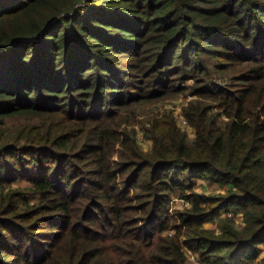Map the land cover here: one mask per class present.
<instances>
[{
	"label": "trees",
	"instance_id": "1",
	"mask_svg": "<svg viewBox=\"0 0 264 264\" xmlns=\"http://www.w3.org/2000/svg\"><path fill=\"white\" fill-rule=\"evenodd\" d=\"M0 191V264H264V0H0Z\"/></svg>",
	"mask_w": 264,
	"mask_h": 264
},
{
	"label": "rangeland",
	"instance_id": "2",
	"mask_svg": "<svg viewBox=\"0 0 264 264\" xmlns=\"http://www.w3.org/2000/svg\"><path fill=\"white\" fill-rule=\"evenodd\" d=\"M217 81L221 83V80H217ZM193 85H194V82L192 80L177 83L176 86L183 90V92L181 94H178L177 96H175L173 98H169V99H167L161 103L150 106L146 110V112H144V115H151V114L156 113L158 116V115H162L165 112H171L178 122V127L182 131L186 132L189 139L192 141L195 138L194 129L190 125H189V128H186V129H183L182 127H180L179 126V117L183 113V108L189 102L195 100V98H196L195 96H193L191 94V87ZM144 118H146V117H144ZM137 132H138V141H139V144L141 145V147L143 148V150L144 151L150 150L152 147V142L145 138L143 128L141 125H138ZM28 187H30L29 181L23 179V180H19L11 188L12 189H17V188L25 189ZM226 191H227L226 186H220L219 184H210L207 181H198L195 184V187L193 188V190L187 191L186 193H187V195H190L192 193H196V194L201 195V196H212V195L225 194ZM1 192L2 191H0V193ZM173 198H179V197L173 196ZM188 202L190 203V207L186 208V207H182L180 205H174L175 207L173 206L174 208H173V210H171V212H170V208H169V214L175 215V213H177V212H183V211L191 208L192 203L190 201H188ZM229 214H232V212L230 211ZM233 217L229 218L228 213L226 214V212H225V213L221 214V216L214 217V218H212V220L207 221L204 224V228L207 230H213L217 234H220L221 232L219 230V225H220L221 221L232 220V219H234V227L237 230H240L241 228H243L244 227V221H243L242 215L239 214L235 218H233ZM175 233H176V231L172 230V231H169V233L166 235L172 236ZM262 257H264V246L262 247V253H261L260 258H262ZM258 261H260V259Z\"/></svg>",
	"mask_w": 264,
	"mask_h": 264
},
{
	"label": "built area",
	"instance_id": "3",
	"mask_svg": "<svg viewBox=\"0 0 264 264\" xmlns=\"http://www.w3.org/2000/svg\"><path fill=\"white\" fill-rule=\"evenodd\" d=\"M179 126L182 127L183 129L189 128V124H188L187 120L182 115L179 117ZM174 205H180V206L186 207V208L190 207V203L187 200L181 199V198L180 199L179 198H172L170 201V212L175 207ZM233 216H234L233 213L229 214V212H228L229 218H232ZM184 252H185L188 260L191 263H193V264H205V263L200 261L197 253H195V252H193L187 248L184 249Z\"/></svg>",
	"mask_w": 264,
	"mask_h": 264
}]
</instances>
